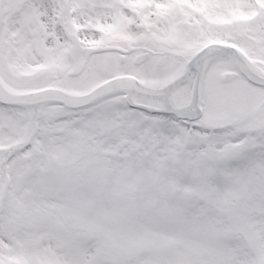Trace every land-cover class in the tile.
<instances>
[{"label":"snow or ice","instance_id":"obj_1","mask_svg":"<svg viewBox=\"0 0 264 264\" xmlns=\"http://www.w3.org/2000/svg\"><path fill=\"white\" fill-rule=\"evenodd\" d=\"M0 264H264V0H0Z\"/></svg>","mask_w":264,"mask_h":264}]
</instances>
